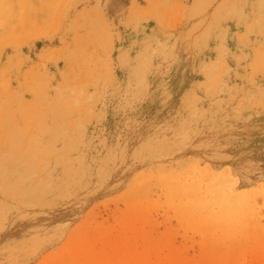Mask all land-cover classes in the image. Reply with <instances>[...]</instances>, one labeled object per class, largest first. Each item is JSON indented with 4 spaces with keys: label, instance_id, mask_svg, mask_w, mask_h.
<instances>
[{
    "label": "rangeland",
    "instance_id": "374dc122",
    "mask_svg": "<svg viewBox=\"0 0 264 264\" xmlns=\"http://www.w3.org/2000/svg\"><path fill=\"white\" fill-rule=\"evenodd\" d=\"M0 18V264H264V0Z\"/></svg>",
    "mask_w": 264,
    "mask_h": 264
},
{
    "label": "bare ground",
    "instance_id": "6f19581e",
    "mask_svg": "<svg viewBox=\"0 0 264 264\" xmlns=\"http://www.w3.org/2000/svg\"><path fill=\"white\" fill-rule=\"evenodd\" d=\"M1 3H2V2H1ZM8 5L10 6V4H8ZM15 5H16V4H15ZM1 6H3V5L1 4ZM4 6H6V5H4ZM6 7H7V6H6ZM7 8H8V7H7ZM7 8H6V9H7ZM2 9H3V8H2ZM15 9H16V8H15ZM3 10H4V9H3ZM18 11H19V10H18ZM2 12H3V11H2ZM7 12H9V11H7ZM9 13H11V11H10ZM9 13H8V14H9ZM14 13H15V12H14ZM18 13H19V12H18ZM12 14H13V12H12ZM19 14H20V13H19ZM10 15H11V14H10ZM10 15H9V16H10ZM14 15H15V14H14ZM20 15H21V14H20ZM17 17L20 18L19 15H18ZM0 20H1V18H0ZM13 20H14V19H13ZM0 22H2V20H1ZM19 22H20V21H19ZM13 23H14V21H13ZM16 23H17V22H16ZM14 26H15V25H14ZM8 27H9V26H8ZM15 27H16V26H15ZM17 28H18V26H17ZM5 29H6V27H5ZM1 31H2V30H1ZM12 33H13V32H12ZM6 34H7V33H6ZM10 35H11V33H10ZM12 35H13V34H12ZM13 36H14V35H13ZM11 37H12V36H11ZM124 237H125V236H124ZM120 238H121V237H120ZM118 239H119V238H118ZM130 240H131V239H130ZM119 242H120V241H119ZM126 242H127V241H126ZM128 242H129V241H128ZM127 244H128V243H127ZM132 244H133V243H132ZM128 245L131 246L130 243H129ZM128 245H127V246H128ZM132 246H133V245H132ZM120 247H121V246H120ZM127 248H128V247H127ZM129 248H130V247H129ZM124 249H125V247H124ZM131 254H132V253H131ZM125 255H126V254H125ZM125 255H124V256H125ZM124 256H123V257H124ZM122 259H123V258H122ZM131 260H133V259H131ZM117 263H118V262H117ZM117 263H116V264H117ZM114 264H115V263H114Z\"/></svg>",
    "mask_w": 264,
    "mask_h": 264
}]
</instances>
